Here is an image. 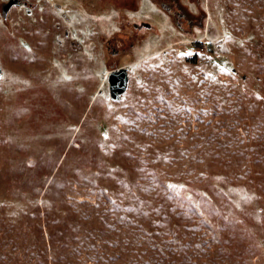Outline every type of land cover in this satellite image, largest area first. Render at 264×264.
Wrapping results in <instances>:
<instances>
[{
	"label": "rangeland",
	"instance_id": "rangeland-1",
	"mask_svg": "<svg viewBox=\"0 0 264 264\" xmlns=\"http://www.w3.org/2000/svg\"><path fill=\"white\" fill-rule=\"evenodd\" d=\"M7 1L0 264H264V0Z\"/></svg>",
	"mask_w": 264,
	"mask_h": 264
},
{
	"label": "flooded vegetation",
	"instance_id": "flooded-vegetation-1",
	"mask_svg": "<svg viewBox=\"0 0 264 264\" xmlns=\"http://www.w3.org/2000/svg\"><path fill=\"white\" fill-rule=\"evenodd\" d=\"M13 1L18 2V4L16 6H22V7H30L31 6V3L29 2V0H13ZM169 2H170V4L166 8V10L168 11V14L167 13L166 14L173 17V21L175 22V25L178 26V28L183 29L182 24H184L189 29H191L193 25L198 26L196 20L202 18L203 14L192 13L190 10H187L186 8H184V6L178 0H169ZM192 4H194L193 6H196L195 3H192ZM55 6H56V8H58V10H60L61 16L63 18H65V20L68 21L69 20L67 18L68 15L65 11L62 10V5L56 3ZM81 7L83 9H85L84 6L81 5ZM126 7H128L129 9L133 8V7L128 6V5ZM87 9H88V6H87ZM131 26H132V29L135 31V34H143V36L145 35L144 33H146V32L148 33V31H151V29H153L151 27V25L149 23H146V22H136V23L132 22ZM63 35L64 36L69 35L67 29H65L63 31ZM106 44H107L106 45L107 49L112 54H115V55L121 54V56L128 54L129 50H131L134 46L133 45V39L130 36H128V34L127 35L126 34H124V35L115 34L112 38L107 40ZM119 68H121V67H119ZM119 68H117V69H119ZM108 77H109V74L107 76V81H108ZM108 90H109V95H110L109 83H108Z\"/></svg>",
	"mask_w": 264,
	"mask_h": 264
},
{
	"label": "water",
	"instance_id": "water-1",
	"mask_svg": "<svg viewBox=\"0 0 264 264\" xmlns=\"http://www.w3.org/2000/svg\"><path fill=\"white\" fill-rule=\"evenodd\" d=\"M18 2H15L13 0H8L6 3L2 5V16L5 18L8 10L17 4ZM1 73V70H0ZM108 83L110 88V97L113 100H118L121 95H123L128 86V72L127 69L124 67H121L119 69L113 70L108 77Z\"/></svg>",
	"mask_w": 264,
	"mask_h": 264
},
{
	"label": "built area",
	"instance_id": "built-area-1",
	"mask_svg": "<svg viewBox=\"0 0 264 264\" xmlns=\"http://www.w3.org/2000/svg\"><path fill=\"white\" fill-rule=\"evenodd\" d=\"M196 43H198L197 47H199L198 50H196V53L199 54V53L204 52L208 49V46H206L203 41H198Z\"/></svg>",
	"mask_w": 264,
	"mask_h": 264
}]
</instances>
